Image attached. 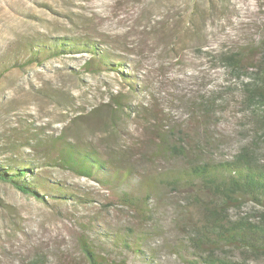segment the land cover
I'll return each instance as SVG.
<instances>
[{
  "label": "rangeland",
  "instance_id": "1",
  "mask_svg": "<svg viewBox=\"0 0 264 264\" xmlns=\"http://www.w3.org/2000/svg\"><path fill=\"white\" fill-rule=\"evenodd\" d=\"M59 39L98 43L121 69L86 73L87 52L26 63V43L35 52ZM262 40L264 0H0V162L42 166L49 151L33 136H64L96 152L106 164L97 178L110 180L42 166L43 179L63 186H45V200L0 182V264H88L80 239L106 264H195L187 241L212 197L161 182L251 143L249 78L221 58L241 49L254 64ZM122 192L135 207L119 203ZM128 235L140 253L117 242Z\"/></svg>",
  "mask_w": 264,
  "mask_h": 264
},
{
  "label": "trees",
  "instance_id": "2",
  "mask_svg": "<svg viewBox=\"0 0 264 264\" xmlns=\"http://www.w3.org/2000/svg\"><path fill=\"white\" fill-rule=\"evenodd\" d=\"M63 42L59 39L49 44L38 45L35 52L31 50L34 47L33 43H26L25 50L30 51L26 63L39 61L38 53L44 58L55 54L87 52L92 54V57L84 63V72L100 74L106 70L121 69L119 64L109 63V54L100 49L98 43L76 39L67 44ZM259 46V59L250 64L251 66L245 63L246 59L241 49L223 54L221 58L238 79L244 76L249 78L248 82L242 81V85L246 94L245 103L247 108L252 110L255 119L252 127L255 136L251 143L242 146L231 161L218 163L196 161L183 170L181 176L167 177L161 182L175 188L193 187L212 197L209 202H204L203 221L191 231L187 241L190 243L189 248L193 250L192 256L197 259L195 264H248L250 258L264 256V40ZM21 50L25 52L24 49ZM14 54L20 55V52ZM116 107L119 108L120 103H117ZM32 139L37 141L36 148L37 146L48 148L49 153L45 156V163L42 166H59L75 175L93 178L103 186L109 183L108 178L100 176L97 178L96 174H100L102 169L106 170V164L96 152L81 145H71L64 136L55 140L54 137L44 138L36 135ZM16 151L13 152L16 154ZM36 165L32 161H21L17 157L11 161L0 162V182L11 185L24 195L45 200L47 194L45 186L49 188L63 186L43 179L35 171L42 166ZM121 195L119 203L135 207L136 204L130 194L124 192ZM63 197L66 201L78 198L74 194L65 193ZM77 200L82 201V198ZM249 205L251 210L243 213L242 210ZM133 238L131 235L123 239L119 237L121 240L118 239L117 242L122 241L129 251H136ZM80 245L88 264H106V260L101 262L88 240L80 239ZM231 248L247 254L246 259L243 261L231 259L228 255ZM32 264L44 263L41 261Z\"/></svg>",
  "mask_w": 264,
  "mask_h": 264
}]
</instances>
